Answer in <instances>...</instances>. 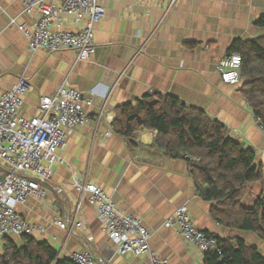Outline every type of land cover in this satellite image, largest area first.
I'll return each mask as SVG.
<instances>
[{"label":"crops","instance_id":"1","mask_svg":"<svg viewBox=\"0 0 264 264\" xmlns=\"http://www.w3.org/2000/svg\"><path fill=\"white\" fill-rule=\"evenodd\" d=\"M102 3L106 12L95 26L97 50L90 59L77 60L73 50L32 51L23 31L11 20L32 25L36 17L25 12L24 0H1L0 95L25 76L30 87L21 112L27 116L35 115L40 98L54 93L65 81L96 97L88 124L75 128L59 151L65 162L54 164L53 177L43 182L46 200L28 198L18 207L20 215L46 228L34 235L54 245L59 258L82 250L87 240L96 258L108 264H150L145 255L119 252L87 200L80 213L85 226L79 235H68L53 222L74 215L80 197L73 187L74 177L89 169L91 178L120 208L144 219L152 234V247L170 264H205L195 246L176 228L165 225L182 204L206 232L242 237L264 253V242L257 234L228 228L212 218L213 201L203 198L197 189L189 161L184 156L170 158L153 147L154 130L141 127L126 137L113 126L118 106L154 92L173 94L225 123L231 136L256 150L257 162L264 166V133L241 85L224 84L217 68L236 39L264 35V27L255 26L264 14V0ZM80 26L75 18L65 16L55 28L78 32ZM102 102H106L108 117H102L97 127ZM250 187L255 196L261 189L259 184Z\"/></svg>","mask_w":264,"mask_h":264},{"label":"built area","instance_id":"2","mask_svg":"<svg viewBox=\"0 0 264 264\" xmlns=\"http://www.w3.org/2000/svg\"><path fill=\"white\" fill-rule=\"evenodd\" d=\"M24 5L25 12L35 16L36 22L32 25L18 23L16 18L11 22L23 31L32 51L73 50L77 60H88L95 54V26L106 12L102 0H24ZM65 16H72L81 24L78 32L55 28L63 23ZM242 61V54L238 51L226 52L219 59L217 68L224 84H240ZM29 87L27 78L21 76L0 95V240L4 236L22 237L46 230L21 216L18 207L30 197L46 200L48 193L43 182L53 177L54 164L65 162L59 151L75 128L88 124L91 108L96 106L93 93L65 81L54 93L40 98L35 115L27 116L21 109ZM106 112V102H102L97 127L102 117H108ZM255 119L264 133V124L259 118ZM189 170L192 172L191 166ZM73 187L80 197L73 216L53 220L60 229L67 231L68 235H79V230L85 226L80 213L87 200L94 206L108 237L118 245L120 253L145 255L150 264H170L168 258L152 247V234L144 219L120 208L112 195L91 178L89 169L74 177ZM165 225L176 228L201 252L203 259L206 252L218 247L217 237L195 223L186 204L178 206ZM85 241L82 250L72 251L68 257L76 264H108L97 259Z\"/></svg>","mask_w":264,"mask_h":264},{"label":"trees","instance_id":"3","mask_svg":"<svg viewBox=\"0 0 264 264\" xmlns=\"http://www.w3.org/2000/svg\"><path fill=\"white\" fill-rule=\"evenodd\" d=\"M255 26L264 27V14ZM234 51L243 60L240 91L264 124V35L236 39L227 53ZM116 113L118 134L130 137L141 127L154 130L153 147L170 158H187L197 189L213 201L210 213L217 223L254 232L264 242V166L253 147L231 136L221 120L173 94L154 92L118 106ZM252 184L261 189L253 204L245 205L242 199ZM215 236L218 247L206 252L205 264H264L258 245L242 237ZM1 243L0 264H76L69 257L58 258L57 248L37 235L4 236Z\"/></svg>","mask_w":264,"mask_h":264},{"label":"rangeland","instance_id":"4","mask_svg":"<svg viewBox=\"0 0 264 264\" xmlns=\"http://www.w3.org/2000/svg\"><path fill=\"white\" fill-rule=\"evenodd\" d=\"M259 193V190H256V195ZM254 190H251V187L249 186L246 194L244 195L242 201L245 205H251L254 202ZM3 252L2 243L0 240V254Z\"/></svg>","mask_w":264,"mask_h":264}]
</instances>
